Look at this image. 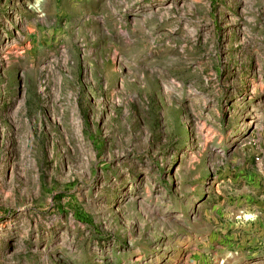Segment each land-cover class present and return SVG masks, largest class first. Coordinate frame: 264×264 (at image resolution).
I'll use <instances>...</instances> for the list:
<instances>
[{"label": "rangeland", "instance_id": "1", "mask_svg": "<svg viewBox=\"0 0 264 264\" xmlns=\"http://www.w3.org/2000/svg\"><path fill=\"white\" fill-rule=\"evenodd\" d=\"M0 264H264V0H0Z\"/></svg>", "mask_w": 264, "mask_h": 264}]
</instances>
